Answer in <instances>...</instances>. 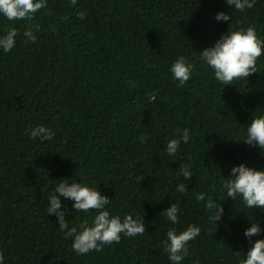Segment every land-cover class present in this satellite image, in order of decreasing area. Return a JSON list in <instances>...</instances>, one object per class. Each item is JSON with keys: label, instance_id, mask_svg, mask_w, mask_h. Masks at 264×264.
Here are the masks:
<instances>
[{"label": "trees", "instance_id": "obj_1", "mask_svg": "<svg viewBox=\"0 0 264 264\" xmlns=\"http://www.w3.org/2000/svg\"><path fill=\"white\" fill-rule=\"evenodd\" d=\"M86 11L84 19L77 13ZM227 13L233 20L218 23ZM39 26L35 43L23 32ZM254 26L264 39V0L238 12L225 0H47L31 21L0 18V35L15 27L16 46L0 52V252L6 264H170L166 232L200 227L183 264H240L250 248L243 232L264 220L226 197L221 175L241 163L264 169V154L242 142L253 117L264 115V55L258 73L223 88L198 54L228 30ZM193 65L183 86L169 67L178 56ZM133 81L135 86L129 85ZM44 125L54 135H27ZM177 128L191 138L165 154ZM191 164L192 179L178 176ZM73 179L111 199L112 215L144 218L146 232L77 255L45 207L53 187ZM71 182V181H69ZM184 183L187 192L176 191ZM204 192L224 209L209 220ZM226 199V200H225ZM71 208V201L63 202ZM180 208L178 225L160 213ZM92 215L66 213L69 227ZM264 237H254L260 239Z\"/></svg>", "mask_w": 264, "mask_h": 264}, {"label": "clouds", "instance_id": "obj_2", "mask_svg": "<svg viewBox=\"0 0 264 264\" xmlns=\"http://www.w3.org/2000/svg\"><path fill=\"white\" fill-rule=\"evenodd\" d=\"M75 3V0H73ZM225 3L235 11L244 12L245 9L254 7L256 0H225ZM47 7V0H0V18L9 22L31 21L35 14ZM86 11L77 13L78 19H84ZM233 17L227 13L219 12L215 16L218 23H228ZM39 26L27 28L23 32L25 42L35 43ZM18 35L15 27H9L3 35H0V52L10 53L16 46ZM264 55V39L257 35L254 26L228 30L221 34L214 45L205 48L198 56L202 65L206 66L213 74V79L223 86L234 84V81L250 77L258 73L257 61ZM193 65L188 59L178 56L169 67V72L178 86L185 85L192 77ZM134 87L133 81L128 82ZM30 139L45 142L53 138V131L44 126L37 125L26 130ZM191 132L188 128H177L175 138L164 143V152L169 157H175L180 151L181 144H188ZM244 144L249 147L258 148L264 154V115L253 117L245 129ZM191 164H182L178 169V176L184 180L192 179ZM71 181V182H69ZM220 187L224 190L227 199L239 200L247 209H259L264 213V169L257 170L244 163L232 166L228 178L221 175ZM176 191L185 194L187 188L184 183H178ZM198 202L206 201V194L198 192L195 195ZM226 200V199H225ZM45 211L47 216H55L59 228L65 239L72 241V250L79 256H84L93 251L100 252L104 246L119 243L122 236L134 238L146 232L144 218L133 214L112 215L108 210L111 199L102 195L98 187L88 185L73 179H62L56 183L50 196L47 198ZM64 201H71V208H67ZM205 208L209 213V220L215 224L219 222L224 214L221 203H216L211 197H207ZM68 215L90 214L91 224L84 220L78 226L69 227ZM180 208L177 203L160 213L171 225H178ZM250 226L243 232L244 238L249 241L250 248L240 264H264V220H251ZM199 226L192 224L183 231L170 228L166 232L164 241V252L170 264H183L188 256L190 241L200 235ZM0 264H6L5 255L0 252Z\"/></svg>", "mask_w": 264, "mask_h": 264}]
</instances>
